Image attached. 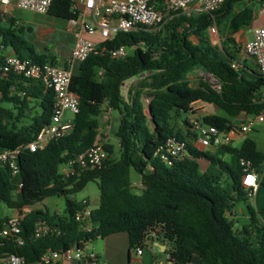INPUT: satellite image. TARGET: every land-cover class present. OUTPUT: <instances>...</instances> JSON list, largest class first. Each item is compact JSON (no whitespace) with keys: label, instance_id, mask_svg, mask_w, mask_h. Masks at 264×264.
Listing matches in <instances>:
<instances>
[{"label":"trees","instance_id":"1","mask_svg":"<svg viewBox=\"0 0 264 264\" xmlns=\"http://www.w3.org/2000/svg\"><path fill=\"white\" fill-rule=\"evenodd\" d=\"M194 13L179 11L155 31L144 27L119 31L100 46L111 49L125 45L130 51L124 57L110 58L107 51H98L78 63L69 85L79 97L72 131L42 150L22 149L14 176L0 166V202L20 208L62 195L64 211L31 209L21 220L23 243L0 239V257L13 254L23 257L26 263L39 264L47 249L63 251L80 246L82 241L122 231L127 233L132 250L143 244L150 230L159 228V236L167 244L174 264L195 259L198 264H264V228L257 225L254 209L247 205L249 221L240 230L233 229L229 218L237 202L249 199L242 185L240 159L250 160L262 170L264 153L250 138H245L240 147L221 144L210 153L193 145L196 135L189 130L188 120L183 121L184 133L171 124L173 115L190 110L191 103L197 100L213 103L221 111L198 119L220 131L231 129L230 117L254 115L264 109V76L256 69L246 78L242 67L231 66L236 53L213 44L208 35L211 25L225 22L232 33L250 28L253 9L244 0H223L210 13ZM48 14L63 19L77 16L70 9V0H51ZM14 24V20L8 26L0 24V46L11 47L21 58L56 63L49 50L37 52L20 35L31 32L30 27H21L18 34ZM190 36L197 42L193 43ZM195 68L211 75L219 88L204 78L192 86L187 76ZM136 75L142 76L125 98L121 86ZM18 79L0 80V103L11 102L17 108L15 113L0 105V150L25 145L51 119L52 91H44L42 85L28 79L15 82ZM22 81L28 84L23 85ZM11 85L25 90L26 95H10ZM143 94L150 97L149 117L141 99ZM28 97L39 99L41 113L31 123L17 126L16 122L26 116L23 110ZM104 103L119 116L116 147L104 143L105 158L99 168H77L72 176L64 178L59 166L92 146L98 129L97 115ZM171 136L186 143L187 156L166 165L154 157V152ZM197 158L209 162L203 172ZM148 164L153 169L147 172ZM130 168L140 175L142 189L138 193L132 190ZM96 179L99 203L91 210L96 226L84 232L74 214L87 205L86 201H76L71 196ZM260 184L264 185V172ZM258 214L264 218V207ZM6 218L0 215V222ZM40 219L57 226L60 234L35 238L33 229Z\"/></svg>","mask_w":264,"mask_h":264},{"label":"built area","instance_id":"2","mask_svg":"<svg viewBox=\"0 0 264 264\" xmlns=\"http://www.w3.org/2000/svg\"><path fill=\"white\" fill-rule=\"evenodd\" d=\"M223 0H70V9L77 13L76 17L67 19V30L73 36L71 48V61L81 62L90 53L107 51L110 58L124 57L129 48L119 45L111 49L100 46L106 40H111L119 31L128 32L136 27H144L148 31H155L178 13L190 11L208 12L217 9ZM51 0H0V7L7 9L14 7L28 10L39 14H48ZM264 14V7L259 10ZM94 33H98L101 41L90 38ZM252 40L246 39L242 44V52L245 56L254 60L256 69L264 76V24L252 28ZM209 34L216 36L215 25L209 27ZM231 66L238 68L237 61H232ZM101 74V71H98ZM72 71L71 68L59 66L50 62H36L29 58H21L15 53L4 55L0 58V80L9 77H19L15 82L28 79L42 85L43 90H51L53 93V109L49 123L43 125L33 139L25 145L9 149L0 150V166L6 167L11 175L18 173V157L22 149L37 151L44 149L50 142L58 140L68 135L74 126V116L79 111V97L69 89ZM210 82L218 89L219 83L212 77ZM27 85L28 82H21ZM9 94H16L19 97L26 95L25 90L18 89L16 85H11ZM30 100V98L28 97ZM191 107V105H190ZM192 111V108H190ZM70 117L63 119L65 114ZM264 122V109L251 118L246 119L240 125H232L229 131H220L214 125L204 124L197 118L189 117L188 128L196 135L194 146L198 149H205L210 146L228 144L233 134H246L258 124ZM104 143L95 139L92 146L75 158L69 159L61 166L59 173L68 178L72 176L77 168L91 167L99 168L105 158ZM187 156L186 143L176 136L169 137L166 142L159 146L154 157L166 165H170L174 159H182ZM242 167V185L247 190L248 197H252L258 188L264 171L258 169L250 160L240 159ZM153 166L148 164L146 171H151ZM91 208L83 205L74 214V219L84 232L92 231L96 224L91 220ZM28 211L23 207H16L12 216L0 222V239H8L21 245L24 241L21 235V220ZM261 218L260 227L264 228V218ZM159 228L150 230L146 235L143 244L148 238L159 236ZM47 234H60V229L48 224L40 219L35 223L33 236L40 238ZM99 237V236H97ZM89 241L80 242V246L56 251L47 249L41 256L39 264H82L72 261L84 259L95 262L96 254L86 245ZM143 244L136 246L133 250L136 255L143 252ZM167 259L172 261V256L168 252ZM0 264H33L26 263L21 256L6 254L0 257ZM84 264V263H83Z\"/></svg>","mask_w":264,"mask_h":264},{"label":"crops","instance_id":"3","mask_svg":"<svg viewBox=\"0 0 264 264\" xmlns=\"http://www.w3.org/2000/svg\"><path fill=\"white\" fill-rule=\"evenodd\" d=\"M251 1H254V0H251ZM258 4L259 6H255V3L252 6L254 18L252 20V24L250 28L240 29L237 32L232 33L228 30L226 22L219 26H216L217 34L215 38H218L219 43H215L213 41L212 39L213 36L209 34V28H208V35H209L211 42L219 46H223V43L227 42L230 49L233 51L234 44H233L232 39L234 38V40L236 41L235 34L242 32L245 35L244 41L248 39L247 38L248 30H252V28L264 24V14L259 13V10L264 7V0H261ZM13 9L14 7H9L7 9H2L0 7V17L3 15L2 14L3 12L10 13ZM191 12H196V11H190V13ZM47 16L50 18V21H49V23H51L50 28H52L51 29V34H52L51 41L54 40L53 34H55L57 35L58 40L60 42L59 44L60 48L56 47L57 49L54 48V50H49L56 57L55 64L59 66L71 68L72 73L76 72L78 69L79 62L71 61V48L73 45V36L67 30V19L54 17L49 14H47ZM58 19L64 20V24L58 23ZM0 24H1V21H0ZM40 26L42 25L40 24ZM40 26L39 25L37 26L36 31L39 29L43 30V28L41 29ZM31 30L35 31L33 30V28H31ZM59 34H64L65 36L60 38ZM90 38L95 41H101V37L99 36L98 33H94L93 35L90 36ZM189 38L191 39L193 43L197 42V40L193 36H190ZM45 49L47 48L45 47ZM237 49H238L237 52L233 51V53H236L235 61L238 62L239 68H240L243 66V60L245 58V55L243 54L242 49L238 47V45H237ZM14 53L15 52L11 47L0 46V56L12 55ZM195 71H197L199 75H200V72H203L200 68H195L188 74L187 78L192 86H195L199 82V79H200V78L194 79L192 77ZM136 76L128 80H133ZM128 80L124 82V84L122 85L123 87ZM121 94L125 98H127V95L125 96V94L123 93ZM145 97L148 99H146ZM141 99L144 103L145 113L149 117L147 107H148V102L150 100V97L149 96L147 97L146 95L143 94ZM191 108H192V111H195V113H192V111L188 110L186 112L178 113L176 117H178V119L183 123V121L188 120L189 117L199 119L201 116H204V115L221 113L219 112V109H217L218 107L215 104L203 102L201 100L192 102ZM114 112H115L114 110L107 107V105L104 103L101 106V112L97 115L98 129H97L96 139L100 140L102 143L110 142L109 135L113 129V126L115 124L116 125L118 124L119 116H118V113L114 115L113 114ZM196 114L198 115V117H196ZM247 116L248 115L246 114H238L236 116L230 117L232 125H235V126L240 125L247 119ZM69 117H70V114L66 113L63 119H67ZM149 122L150 120L148 119L147 121L148 125H149ZM260 125L261 124H258L255 128L256 129L261 128V130L264 129L260 127ZM149 126H151V122ZM184 128H185V125L183 123V129ZM248 133H246L245 135L244 134H233L228 145H231L233 147H240L245 138H250L255 142L257 149L261 151L262 153H264V151L261 149V145L259 143V139L257 135L256 134L248 135ZM238 143H240L239 146H235ZM216 147L217 146H210L209 149L205 148L204 150L210 153H213L215 152ZM196 161L199 165V170L201 172L206 170V168L209 165V162L203 158H197ZM261 171H264V166ZM130 181H131L132 187H135V186L140 187L139 188V192H140V190L142 189L141 179L139 178L138 182L133 181L131 179ZM252 198L255 199L254 196L249 197V199H252ZM81 201H84V202L86 201V204L91 208V206L89 205V201L87 200H81ZM98 203H99V195H98ZM86 248L91 249L92 251L95 252L96 260L95 262L88 260L90 262H85L84 264H174V262L167 259L168 246L167 244H165V242L162 241L161 236H158L156 238H148L147 241L143 244V252L141 255H136L133 249L132 250L129 249L128 235L126 232H123V231L112 233L104 237H96L88 242V244L86 245ZM187 264H198V262L195 259L194 261L187 263Z\"/></svg>","mask_w":264,"mask_h":264},{"label":"rangeland","instance_id":"4","mask_svg":"<svg viewBox=\"0 0 264 264\" xmlns=\"http://www.w3.org/2000/svg\"><path fill=\"white\" fill-rule=\"evenodd\" d=\"M261 0H244V3L247 6H253L255 3V6H259V2ZM238 9V7L235 8V11ZM192 13V12H191ZM3 15L0 17V21L1 24L3 26H8L10 25L13 20H14V28L16 29V33L20 34L18 32V30L22 27L23 29L27 28L28 26H30L31 28H33V30L31 32H27L24 35L20 34L21 36H24L27 40L30 41V43L28 45H31L34 47V49L38 52L44 51L45 47L48 50H54L57 48H60L59 44V40L57 35L53 34L54 40L51 41V23H49L50 18L47 16V14H39V13H35V12H31L28 10H23V9H18V8H14L10 13H6L3 12ZM196 14V12L194 13ZM58 23H62L64 24V20L62 19H58ZM40 24L42 26H40ZM40 26V28L43 30H37V26ZM47 28V29H46ZM64 34H59V37L62 38L64 37ZM216 36H213V41L215 43H219L218 38H215ZM236 37V41L233 40V44H234V52H237V45L238 47L241 48L242 46V42H244L245 39V35L244 33L240 32L235 34ZM223 46L225 47V49H227V51H229L230 53H233V51L230 49L228 43H223ZM57 47V48H56ZM130 50H128L129 52ZM243 74L246 78H248L251 75L252 70H256V66L254 63V60L251 57L245 56L244 60H243ZM194 79H198V78H204L207 81H210V79H212V76L207 74V73H203L200 72V75L198 74L197 71L194 72L193 76ZM141 75H137L133 80H128L126 82V84L124 85V87H121V93L125 94V96L127 95V91L129 89H135L136 85L138 83V81L140 80ZM264 91V88H263ZM146 98V97H145ZM148 99V98H146ZM1 106L5 107V108H9L12 109L15 113L17 112V108H14L13 104L11 102H1L0 103ZM218 109V108H217ZM24 114L26 115L25 117L21 118V120L19 122H16L17 126H23L25 124H29L32 122L33 117L38 116L41 113V108L39 105V99H34L31 98L28 101L27 106L24 108ZM219 112H221L219 110ZM114 115L117 114V112L115 111L113 113ZM253 115H248L247 119L251 118ZM171 124L175 127V129H181L183 131V133L185 132V130L183 129V123L178 119V117L173 115V118L171 120ZM181 126H180V125ZM260 127L264 128V122L260 123ZM118 125V124H117ZM117 125L115 124L113 126V129L109 135V141L110 143H113V145L116 147L117 141H116V137H115V132L117 129ZM150 125V122H149ZM256 134L258 139H259V143L261 145V149L264 151V129L261 130V128L258 129H252L248 135H253ZM240 143L236 144L235 146H239ZM207 149H209L210 147H206ZM115 154L117 155L116 149H115ZM62 166H59V171L62 170ZM129 177L131 180L138 182L140 175L135 172L133 170V168L129 169ZM139 188L140 187H133L132 190L134 192H139ZM98 195H99V191H98V180H93L88 182L85 187H83L80 191H78L77 193H74L71 198L75 199L76 201H81V200H87L89 201V205L91 206L92 209L96 208L98 205ZM255 197V199H248V201H239L235 204L234 208L232 209L231 214L229 215V218L232 219L233 221V229L235 231L240 230L242 228L243 225H245L246 223H248L249 219H248V212H247V205H250L254 211H255V217H256V221H257V225L260 226L261 223V218L258 217V211L260 209H262L264 207V185L259 184L258 188L255 191V194L253 195ZM16 208V207H15ZM15 208L13 207H9L7 206L5 203L0 202V215L1 217H8V216H12L15 212ZM24 208L29 211L31 209H37V208H47L53 212H59L62 213L64 211L65 208V204H64V197L62 195H54V196H49L44 198L43 200H41L40 202H37L33 205L30 206H24Z\"/></svg>","mask_w":264,"mask_h":264},{"label":"water","instance_id":"5","mask_svg":"<svg viewBox=\"0 0 264 264\" xmlns=\"http://www.w3.org/2000/svg\"><path fill=\"white\" fill-rule=\"evenodd\" d=\"M247 38H248V40H252V38H253V33H252V30H248L247 31ZM196 117H198V115L196 114ZM73 263H78V262H80V263H85V262H90V261H88V260H84V259H80L79 261L78 260H73L72 261Z\"/></svg>","mask_w":264,"mask_h":264}]
</instances>
